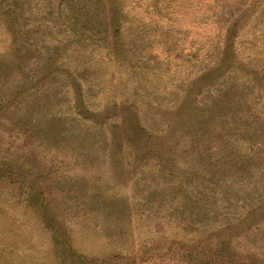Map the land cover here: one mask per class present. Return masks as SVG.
<instances>
[{
	"label": "rangeland",
	"instance_id": "1",
	"mask_svg": "<svg viewBox=\"0 0 264 264\" xmlns=\"http://www.w3.org/2000/svg\"><path fill=\"white\" fill-rule=\"evenodd\" d=\"M152 2L0 0V264H264V0Z\"/></svg>",
	"mask_w": 264,
	"mask_h": 264
},
{
	"label": "trees",
	"instance_id": "2",
	"mask_svg": "<svg viewBox=\"0 0 264 264\" xmlns=\"http://www.w3.org/2000/svg\"><path fill=\"white\" fill-rule=\"evenodd\" d=\"M159 0H153L152 4L156 8V4H158ZM172 1V0H171ZM174 1V0H173ZM158 10L160 8H157ZM248 13V9L243 7L241 8V5H237L236 7H231L229 9H225L224 7L221 8V11L219 14H216V17H218V21L224 20L227 21V32L226 35L228 38L232 36V30L235 28L237 22L243 18L246 17Z\"/></svg>",
	"mask_w": 264,
	"mask_h": 264
}]
</instances>
